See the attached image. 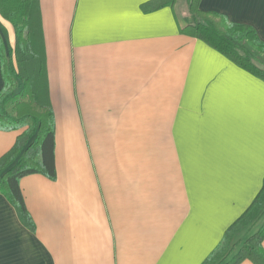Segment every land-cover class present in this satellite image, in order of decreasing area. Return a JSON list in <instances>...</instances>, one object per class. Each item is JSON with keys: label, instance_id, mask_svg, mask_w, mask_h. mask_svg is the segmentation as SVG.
<instances>
[{"label": "crops", "instance_id": "0c3cea01", "mask_svg": "<svg viewBox=\"0 0 264 264\" xmlns=\"http://www.w3.org/2000/svg\"><path fill=\"white\" fill-rule=\"evenodd\" d=\"M151 1L40 0L57 178L20 181L34 231L0 195V264H202L261 191L264 80L183 34L180 0ZM200 9L264 41V0ZM0 35L13 49L1 15ZM22 132L0 131V158Z\"/></svg>", "mask_w": 264, "mask_h": 264}, {"label": "trees", "instance_id": "16d2710c", "mask_svg": "<svg viewBox=\"0 0 264 264\" xmlns=\"http://www.w3.org/2000/svg\"><path fill=\"white\" fill-rule=\"evenodd\" d=\"M178 0H153L143 5L145 12ZM201 0H187L195 23L181 32L200 39L243 70L264 80V41L247 24L230 22L216 12L200 9ZM0 15L15 31V46H5L0 35V57L4 87L0 91V131L23 130L13 147L0 158V195L14 206L21 222L31 231L35 223L27 210L20 181L40 174L56 180L55 115L50 99L47 56L41 20L40 0H0ZM261 56L263 58H261ZM264 217V183L251 206L225 232L216 249L202 264H216L231 253L234 236ZM264 224L251 236L238 254L226 264L250 260L264 264Z\"/></svg>", "mask_w": 264, "mask_h": 264}, {"label": "rangeland", "instance_id": "374dc122", "mask_svg": "<svg viewBox=\"0 0 264 264\" xmlns=\"http://www.w3.org/2000/svg\"><path fill=\"white\" fill-rule=\"evenodd\" d=\"M176 11H177L178 16H179L181 19H183L184 16H186V14H188L187 6H186V3H184V0H180V1L178 2L177 6H176ZM261 58H263V57L261 56ZM257 64H258V66H259L260 68H262V69L264 68V66H263L261 63L258 62ZM257 226H258V224H255V225L251 226L250 229H248V231H245V232L242 234V236L246 235L248 232L250 233L251 231L255 230ZM260 227H261V226H260ZM258 229H259V228H258ZM258 229H257V230H258ZM257 230H256V231H257Z\"/></svg>", "mask_w": 264, "mask_h": 264}]
</instances>
